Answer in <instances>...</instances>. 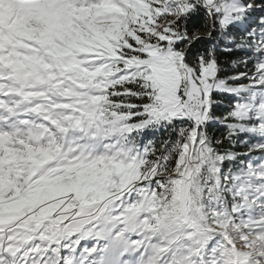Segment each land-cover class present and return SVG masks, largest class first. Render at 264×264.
<instances>
[{"label":"snow or ice","instance_id":"1","mask_svg":"<svg viewBox=\"0 0 264 264\" xmlns=\"http://www.w3.org/2000/svg\"><path fill=\"white\" fill-rule=\"evenodd\" d=\"M0 264H264V0H0Z\"/></svg>","mask_w":264,"mask_h":264}]
</instances>
